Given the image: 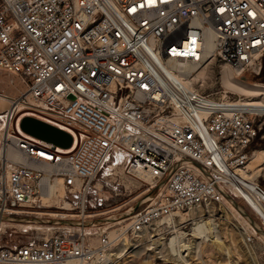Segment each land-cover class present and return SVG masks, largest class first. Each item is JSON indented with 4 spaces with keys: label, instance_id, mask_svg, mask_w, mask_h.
Segmentation results:
<instances>
[{
    "label": "built area",
    "instance_id": "1",
    "mask_svg": "<svg viewBox=\"0 0 264 264\" xmlns=\"http://www.w3.org/2000/svg\"><path fill=\"white\" fill-rule=\"evenodd\" d=\"M262 58L264 0H0V70L23 83L14 96L0 93L2 126L18 125L20 103L72 137L61 148L1 128L0 214L56 208L64 218H94L90 187H124L125 176L141 183L138 166L146 188L164 179L113 233L59 224L45 236L0 241V262L95 264L122 235L155 241L180 228L197 216L189 209L225 199L221 190L241 198L264 231V187L234 171L251 154L260 113L243 98L183 82L205 59L257 73Z\"/></svg>",
    "mask_w": 264,
    "mask_h": 264
},
{
    "label": "rangeland",
    "instance_id": "2",
    "mask_svg": "<svg viewBox=\"0 0 264 264\" xmlns=\"http://www.w3.org/2000/svg\"><path fill=\"white\" fill-rule=\"evenodd\" d=\"M206 66L207 69L206 73L204 74L203 81L198 80L193 82V86L195 88L202 92H211L220 89L221 91H225L226 95L228 96L244 98V100L250 98L236 91L229 90L223 86L222 70L225 66L232 68L231 66L219 59L210 60L206 64ZM260 69L261 68H259V70ZM193 73L195 74L196 71ZM235 73L241 80L264 83V79H261L259 76V71L257 73H254L252 71L245 70L237 74L235 70ZM22 88L23 83L17 76L0 70V93L6 94L8 96H14L18 93L19 90H22ZM6 105V100L4 102L2 101V98H0V110L6 107ZM18 112L23 113L22 115H34L51 123H53L52 121H54L46 114L39 111ZM255 130L256 131L254 138L250 143L251 153L254 150H264L263 113H260L255 119ZM262 167L263 168L260 170V172L257 175L254 174L252 178L264 187V162L262 163ZM248 172L249 174L252 173L250 171ZM142 179L140 183L138 179L125 176L122 180L124 187H122L121 185H115L113 190H95L94 188L90 187L87 193L86 203L88 205H92L95 211L99 212L98 214L94 215V217L113 215L115 219H111L108 222H105L106 224L118 218L127 216L125 213L128 211H130L131 214L141 208L142 205L149 199V197L153 195L155 190L153 189L154 187L146 188L148 186L145 182L146 180ZM97 180H99V178ZM94 184L96 186L98 185L96 182ZM96 191L98 192V194H96ZM114 192H116V194H114ZM97 195H100L103 198H98ZM231 198L234 204L226 198V201H223L219 204H214L211 208L208 209V211H205L204 209L200 212L193 210L195 212L194 214L197 216L192 217L188 220V222L181 224L182 226L180 225V228L173 225L174 229L177 228L185 233L184 239L186 238L185 241L190 243L194 239V236L191 234L193 223L199 219L209 220L210 215H212V218L214 219L218 230L220 231L219 239L221 240V242L219 241V239L218 242L222 244L223 250L220 249V244L212 242L211 240H205V242H201L198 245L197 251H195V249L193 248H190L187 251L182 252L184 257L183 258L179 255H170L169 253L168 242L169 239L173 235H175V230H173V232L172 230H168L165 233H160L159 235H157L159 239L155 241L152 238H148V236L146 237L148 239L145 240V236L138 233L140 235L137 238L136 245H131V243H129V245L126 247L127 249L123 251L120 257H118L116 260L113 259L106 264H264V240L259 236L257 232H255V230L254 234H252L254 228L251 227L250 221L239 211L236 206L240 207L254 222L258 223V221L254 213L241 198L236 196H231ZM64 212L65 211L63 209L49 208L45 209L43 213L41 212L33 216L41 218H64L62 217L63 215H58L59 213ZM226 213H228V216ZM189 214H191L190 211ZM15 215L18 216L23 214L15 213ZM1 221L5 223H3L0 227V241L9 244L22 241L31 236L39 237L48 235L55 229V226L59 225L6 219H1L0 222ZM245 223H248L250 225L252 231L247 229V231L240 236L238 232L243 229ZM97 224L98 225L96 226H87V228H84L83 230L88 233L94 234L93 236H95L96 234H98V232L103 230L113 231L114 228H116V226L118 225V223H114L111 225H107L106 227H101L99 229L98 226L103 225L104 223ZM149 230L152 232L151 229ZM224 231L227 233H225ZM228 231H233V234L231 233L232 235H229L230 233ZM224 233L227 234L228 237H226ZM245 234L250 235L249 241L245 240ZM133 237L134 236L127 237L129 242L132 241ZM148 247L151 248L148 249ZM0 264L7 263L0 262Z\"/></svg>",
    "mask_w": 264,
    "mask_h": 264
},
{
    "label": "bare ground",
    "instance_id": "3",
    "mask_svg": "<svg viewBox=\"0 0 264 264\" xmlns=\"http://www.w3.org/2000/svg\"><path fill=\"white\" fill-rule=\"evenodd\" d=\"M207 40H208L207 44H209L211 46L212 45L211 33L209 34V37ZM208 62H209V60L205 59L200 65H197V66L196 65H189L188 69H187L189 71V73L186 76H184V78H183L184 84L189 86V87H194L193 86L194 81H198V80L203 81L204 74L206 73V69H207L206 64ZM195 71H196V73L194 74L193 72H195ZM222 84L225 88H227L229 90H233V91H236L238 93L245 95L246 97H250L249 99L246 100L247 101L246 103H249L251 105V107L254 110H256L258 113L264 112V83L248 82V81L241 80L238 78V75H236L235 70L233 68L225 66L224 69L222 70ZM1 97H3V96H1ZM2 101L5 102V98H2ZM14 109L16 110L17 113H18V111H21V112H23V111H34L33 109H31L27 106H24L20 103H16L14 106ZM39 112H41V111H39ZM41 113L46 114L51 119H54V118H52V115H50L49 113H46L43 111ZM2 127H3V130L6 129L9 134L28 137L27 135L23 134L19 130L17 122L12 120V119L8 123H5L4 126H2V124H1L0 130ZM263 155H264V150H254L250 154L251 157L249 156V159L247 160L245 166L236 168V169H234V171L243 177L252 178V176L254 174L257 175L260 172V170L263 168L262 167V163L264 162ZM248 171H250L252 173L249 174ZM135 173L141 179L143 178V179L148 180V181L150 180V177L148 176L146 169L142 168L141 166H138L135 168ZM223 201H226V198L222 199L221 201H218L214 204H219V203H222ZM189 211L191 212V214L195 213L193 211V209H189ZM13 213H23V212L20 209H15V210H13ZM226 214L228 216V213H226ZM58 215H63V213H59ZM178 215H180V217H181L180 213H178ZM227 216H226V218H227ZM121 221H122L121 218H118L112 222L100 225L98 227L100 229L101 227L111 225L114 223H119ZM165 221L168 224L171 223L169 218H166ZM3 223H5V222H2V221L0 222V227ZM230 226H232V225H230ZM251 227H252V225H251ZM251 227L248 223H245V226L243 227V229H241L238 233L241 236V235H243L244 232L247 231V229L252 231ZM85 228H87V227H85ZM174 230H175V235H173L169 239V242H168L169 253H170V255H173V256L179 255L180 257H183L182 252L187 251L190 248H193V249H195V251H197L198 245L201 242H205V240H211L212 242L220 244L218 242V239L220 238V235H219L220 231L218 230V227H217L214 219L212 218V215H210L209 220L199 219L193 223V227L191 229V234L194 236V239L190 243L185 241L186 238L184 239L185 233L183 231H180L177 228H175ZM228 230H230V229H228ZM114 231H115V229L113 231H109V233L111 234ZM252 232H253L252 234H254V229ZM225 233H227V232H225ZM229 233H230L229 235H232L233 231L232 232L230 231ZM138 235H139L138 233H135L132 241H130V242L127 239L128 236H124V235L120 236L118 238V240L115 243H113L107 249L108 252L106 251L99 258H97L95 264L96 263L97 264H106L107 262H110L113 259L116 260L118 257L121 256L123 251H125V249H127L126 247L129 245V243H131V245H136ZM225 236L228 237L227 234H225ZM219 241L221 242L220 239H219ZM233 242H234V238H233ZM220 245H221L220 249H222V244H220ZM149 248H151V247H148V249ZM223 248H224V246H223Z\"/></svg>",
    "mask_w": 264,
    "mask_h": 264
},
{
    "label": "water",
    "instance_id": "4",
    "mask_svg": "<svg viewBox=\"0 0 264 264\" xmlns=\"http://www.w3.org/2000/svg\"><path fill=\"white\" fill-rule=\"evenodd\" d=\"M18 127L19 129L35 138L51 142L52 144L59 146L61 148H66L70 146L72 142L71 134L58 127L57 125L43 120L37 116L25 114L22 115L18 120ZM173 167V166H172ZM171 167V168H172ZM164 179H161L157 182L153 189H156L163 183ZM225 198L229 199L233 204V200L231 196H229L226 192L221 190ZM236 206V205H235ZM239 211L250 221L252 227L254 228L255 232L259 234V236L264 240V231L258 225V223L254 222L249 216L238 206H236ZM130 211L126 212L125 214H129ZM16 220V221H30L34 223H50V224H70V225H95L97 223H105L111 219H115L113 215H105L103 217H94L84 220H77V219H69V218H41L36 216H27V215H15V214H0V220Z\"/></svg>",
    "mask_w": 264,
    "mask_h": 264
},
{
    "label": "trees",
    "instance_id": "5",
    "mask_svg": "<svg viewBox=\"0 0 264 264\" xmlns=\"http://www.w3.org/2000/svg\"><path fill=\"white\" fill-rule=\"evenodd\" d=\"M260 70H259V76L261 79H264V58L261 60V65H260Z\"/></svg>",
    "mask_w": 264,
    "mask_h": 264
},
{
    "label": "snow or ice",
    "instance_id": "6",
    "mask_svg": "<svg viewBox=\"0 0 264 264\" xmlns=\"http://www.w3.org/2000/svg\"><path fill=\"white\" fill-rule=\"evenodd\" d=\"M133 11H134V9H133Z\"/></svg>",
    "mask_w": 264,
    "mask_h": 264
}]
</instances>
